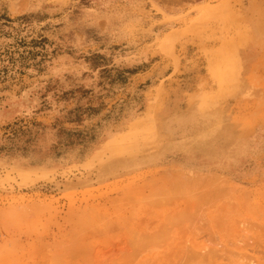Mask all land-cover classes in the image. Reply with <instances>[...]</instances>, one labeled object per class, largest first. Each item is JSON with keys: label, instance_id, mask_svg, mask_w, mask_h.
<instances>
[{"label": "rangeland", "instance_id": "374dc122", "mask_svg": "<svg viewBox=\"0 0 264 264\" xmlns=\"http://www.w3.org/2000/svg\"><path fill=\"white\" fill-rule=\"evenodd\" d=\"M166 2L0 0V264H264V0ZM179 41L212 100L247 67V111L210 129L236 170L152 150Z\"/></svg>", "mask_w": 264, "mask_h": 264}, {"label": "crops", "instance_id": "0c3cea01", "mask_svg": "<svg viewBox=\"0 0 264 264\" xmlns=\"http://www.w3.org/2000/svg\"><path fill=\"white\" fill-rule=\"evenodd\" d=\"M166 1L165 7L163 4L162 7L171 15L170 9H178L177 0ZM187 1L191 4L200 3V0ZM173 27L179 29L181 26ZM197 44L195 41L177 42L178 70L172 67L173 60L160 58L159 62L167 65L166 71L153 77L147 86L160 87L163 100L154 109L158 112L156 126L161 142L159 147L152 150L159 151V164L170 169H188L197 173L219 172L229 168L236 170L237 165L226 155L228 144L223 139H210L214 135L210 129L219 125L223 127L247 111L246 99L243 98L247 91V67L243 65L236 76L239 81L238 91L226 92L212 100L213 94L220 91L218 81L222 77L209 71L206 58L198 51ZM241 55L239 52V57ZM227 77L228 80L231 78ZM151 110L152 106L145 103L142 111L146 113ZM223 134L219 133L221 137ZM147 157L145 155L141 163L147 162Z\"/></svg>", "mask_w": 264, "mask_h": 264}]
</instances>
